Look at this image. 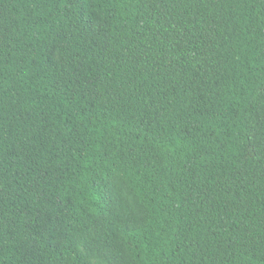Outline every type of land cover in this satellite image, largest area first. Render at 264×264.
<instances>
[{
    "label": "trees",
    "instance_id": "16d2710c",
    "mask_svg": "<svg viewBox=\"0 0 264 264\" xmlns=\"http://www.w3.org/2000/svg\"><path fill=\"white\" fill-rule=\"evenodd\" d=\"M264 264V0H0V264Z\"/></svg>",
    "mask_w": 264,
    "mask_h": 264
},
{
    "label": "rangeland",
    "instance_id": "374dc122",
    "mask_svg": "<svg viewBox=\"0 0 264 264\" xmlns=\"http://www.w3.org/2000/svg\"><path fill=\"white\" fill-rule=\"evenodd\" d=\"M91 264H94L93 262H91Z\"/></svg>",
    "mask_w": 264,
    "mask_h": 264
}]
</instances>
